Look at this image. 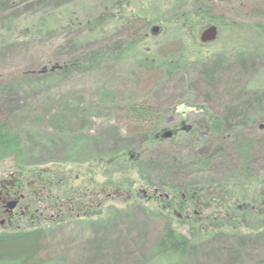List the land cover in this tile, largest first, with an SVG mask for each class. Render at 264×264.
Segmentation results:
<instances>
[{"label":"rangeland","instance_id":"1","mask_svg":"<svg viewBox=\"0 0 264 264\" xmlns=\"http://www.w3.org/2000/svg\"><path fill=\"white\" fill-rule=\"evenodd\" d=\"M4 1L0 0V18L12 14L21 17L23 14L15 11L21 8L20 4L35 2L12 0L15 6L5 10L1 6ZM75 2L71 10L78 12L80 19L87 13H101L100 6L104 4L103 0H47L46 4L58 12L64 9L71 13L66 7ZM119 4L120 10L110 5L104 12L112 16L113 23L120 13L136 14L145 19L146 27L135 20L130 27L115 28L105 40L99 37L87 46L89 41L74 46L72 40L78 35L81 42L80 37L87 39V35L97 33L91 26L84 27L81 33L72 28L52 38L0 43V122L11 129L19 141L17 150L0 160V175L28 171L42 176L45 186L50 182L46 187L53 195V215L61 205L67 208L68 204L80 203L84 207L93 200L100 202L96 211L92 205L91 213L85 217L75 214L59 219L53 217L51 222L39 225L45 234L42 260L50 264H133L134 261L142 264L166 221L175 233L187 238L198 226H209L211 233L204 237L208 240L196 243L186 264L256 263L264 258V228L252 234L242 226V220L238 225V211L228 213L221 208L222 199L216 186L225 185V191H229L236 205L247 196L246 183L260 181L264 190V144L259 140L264 134V123L247 121L252 107L248 106L246 93L232 100L233 108L219 106L215 102L218 91L205 99L208 89L199 83L198 77L209 73L216 56L258 44L260 39H251V34L260 21L258 17L264 16V0H120ZM201 12L209 18L204 20ZM142 25L145 37L139 47L145 57L160 62L169 59L166 55L175 53L182 55L187 63H196L190 70L194 80L192 88H186L178 78L164 84L159 71L137 70L135 60L129 58L90 73L39 84L40 72L50 66L53 70L56 65L53 60H57L58 65L73 62L89 50L122 41L132 27ZM209 26L217 28L216 40L202 45L199 37ZM153 27L159 30L151 36ZM251 60L245 59L242 67L235 68L242 75V84L264 66V58H258L255 64ZM27 74H35L37 78L29 81ZM260 78L263 77L255 75V82ZM232 89L235 93V83ZM224 90L225 87L222 92ZM191 96L195 97V103H190ZM131 104H146L152 110L163 111L161 129L177 131L183 123L194 133L189 135L192 136L190 143L197 148L214 141L218 144L214 134L216 124L215 128L209 127L210 116L216 114L223 122L217 124L223 128L219 135L222 140H219L224 141L226 150L228 146V157L204 170H195L194 160L188 159L183 140V134L187 133H176L170 139L177 136L172 146L166 143L169 140L159 142L163 143L161 146L141 143L140 136L147 126L144 122H132L128 117L126 109ZM238 146L246 161L241 173L240 154L233 148ZM170 149H175L176 155L175 152L169 154ZM127 152L135 156L134 161L129 160ZM167 156L179 162L181 169L172 171L160 164L161 170L147 172L144 178L158 185L192 182L204 188L199 197L187 196L190 200L193 198L191 208L185 210L190 221L183 219L182 212L179 217L165 210L162 216L165 221L151 215L152 210L163 209L162 198L147 201L141 194H151L155 188L142 182L135 171L136 165H153L167 160ZM181 163L188 165L183 168ZM236 170L239 174L232 175ZM256 189L257 185L253 190ZM95 193L98 199L94 198ZM159 194L171 195L174 202L180 204L185 192L160 189ZM198 201L199 209H195ZM193 210L197 216L193 215ZM225 220H229V225ZM0 264L9 263L1 260Z\"/></svg>","mask_w":264,"mask_h":264},{"label":"trees","instance_id":"2","mask_svg":"<svg viewBox=\"0 0 264 264\" xmlns=\"http://www.w3.org/2000/svg\"><path fill=\"white\" fill-rule=\"evenodd\" d=\"M104 4L101 7V13H91L85 14L84 17L79 18L78 12L71 10L76 2L73 3L70 7L71 13L68 11H60L54 9L50 4H46L47 0H35L34 3L23 2L20 9L15 11H20L23 15L21 17L15 16L14 14L9 15L5 18H0V43L14 41V40H24V39H34V38H52L55 37L58 33L66 29H77L80 33L83 31V28L86 26H91L97 29V33L94 35H87V39L80 37V41L77 36H73L72 44L81 45L89 41L87 45H91L98 40L106 39L109 34L115 32V28L122 30L124 28L130 27L132 21L140 20L144 23L146 27L145 19L142 17L133 14L125 16L120 13L117 18L116 23L112 22V16L104 14L105 11L109 9V6L115 7L117 10H120V0H103ZM1 6L6 10L13 8L12 0H5L1 3ZM7 7V8H6ZM209 8H207L208 10ZM102 14V15H101ZM205 20L209 18L205 13L201 12ZM259 23L254 27L255 33L251 34V39L259 38L258 44H249L244 49L238 51H232L225 55H218L215 58L216 63L209 73L205 74L203 78L198 77L200 84L207 88L208 91L204 93L205 99H210L217 92L219 95L218 98L215 97V102L219 103V106L229 105L230 108L234 107L232 103L234 99L241 98L243 94H247L248 106L252 107V111L249 114L247 121L251 124L254 122L264 123V66L260 67L257 70L255 75L260 77V80L255 82V75L242 84L240 78L242 75L238 71H235V68L242 67L245 59H252L253 64L256 63L258 58H264V16H259ZM262 25V27H261ZM128 26V27H127ZM144 27H132L131 33L126 34L124 39L120 42L113 43L112 45L108 44L100 48L92 49L87 52L86 55H80L75 60L66 62L65 64L58 65L57 60H53V71H50V67H45L40 72L39 78H41V83L44 84L51 79L56 81L61 80L66 76H76L78 74L90 73L92 70H98L99 67L105 66L114 61H121L126 59H134L136 62V68L144 69L146 71H159L163 76L162 83L169 82L175 78L180 79L186 88H192L194 80L191 79L192 75L190 70L195 66L196 63H187L184 60L182 55L178 56L177 54H169V59L167 61L163 60L160 62L155 61L150 56L145 57L142 52H140L139 43L145 37ZM113 31V32H112ZM262 40V41H261ZM256 43V39H255ZM74 45V46H75ZM181 52V50H180ZM164 55V54H163ZM161 55V56H163ZM258 67V66H257ZM237 73V74H236ZM29 81L36 79L35 74H27ZM195 77V76H194ZM235 83L237 89L235 93L233 92L232 85ZM36 84V85H39ZM222 84V85H221ZM34 87H36L34 85ZM223 87H225L224 92H222ZM183 89V85L181 84ZM222 92V95H221ZM249 92V93H248ZM184 98V96H181ZM190 103H195V97H189ZM199 101V100H198ZM200 103L204 105H209L208 102L200 100ZM146 104H131L126 109L128 117L131 118L132 122L146 124V132L140 136V142L146 143L147 145H158L161 146L163 143L151 142L150 139L157 133L158 129L163 127L162 116L164 115L163 111L152 110L148 108ZM157 108V106H156ZM262 120V121H261ZM211 128H215L216 132L215 140L217 143L213 144H204L203 146L197 148L194 144L190 143L192 139L193 132H188L183 134L185 140L186 152H188V159L192 158L194 160V169L195 170H204V168L213 165L216 162H220L223 158L228 157V146H223L222 138L219 136L222 134L221 126H217L218 123L222 124L220 117L216 114H213L209 118ZM208 127V128H209ZM177 136L172 140L166 141L167 144L174 145V141ZM221 139V140H219ZM264 144V134L262 138L259 139ZM18 137L12 132L5 124L0 122V160L5 159L8 155L13 153L18 148ZM157 146V147H158ZM238 155L240 154L238 147H233ZM171 150V149H170ZM176 155V150L173 149L169 152ZM126 156L129 160L134 161L135 156H132L130 152H127ZM239 161L242 166H240V173L244 170L243 163L246 161L242 159V154L239 155ZM186 163V162H185ZM163 165L164 168L175 171L177 168H180V163L173 161V157H168L167 160L163 162H156L153 165L151 164H141L138 163L135 167L137 175L140 177L142 182L150 187L155 189H167L170 191H184L185 195L188 194H201L204 188H200L192 184V182H187L186 184H153L150 183L151 179L144 178V174L147 172H158L161 170L160 166ZM183 164V168L188 164ZM165 165V166H164ZM162 167V166H161ZM239 171H233L232 175ZM252 180V179H251ZM246 185H248L246 189ZM245 189L247 191V196L242 200L238 201L237 205L232 201L229 191H225V185L218 184L217 191L221 195L222 207L225 212H236L238 211V225L240 220L243 222V227L246 230H249L248 233H255L264 228V190H261L262 184L260 181H250L246 183ZM257 185L256 190H253ZM253 186V188H252ZM196 187V188H195ZM249 194L252 195V198H249ZM168 195V194H167ZM171 197V195H168ZM199 197V196H198ZM219 201V200H218ZM174 202V199H172ZM193 203V202H192ZM219 203V202H217ZM177 204V203H176ZM219 209V208H217ZM172 212L176 214L177 211H174L173 208H164L158 209L156 211L152 210L151 215L162 218L161 220L165 221L166 218H163L164 211ZM209 218L208 220H210ZM198 220V219H197ZM229 225V220H225ZM235 224V223H234ZM211 231L209 226H198V228L193 229L189 235V238L175 233L169 226V222L165 221L164 226L162 227L161 234L158 238H155L151 248V253L148 258L142 261V264H186V260L189 257V254L195 248L196 243H201L205 240H208ZM260 234V233H259ZM44 231H35L29 233H19L11 235H1L0 236V263L1 260L7 261L9 264H50L42 260L41 255L43 253L42 243L44 241ZM133 264H140L135 262ZM254 264H264V258L256 261Z\"/></svg>","mask_w":264,"mask_h":264},{"label":"flooded vegetation","instance_id":"3","mask_svg":"<svg viewBox=\"0 0 264 264\" xmlns=\"http://www.w3.org/2000/svg\"><path fill=\"white\" fill-rule=\"evenodd\" d=\"M46 186H50V182H46ZM45 180L42 176H38V173L15 171L7 174L1 173L0 175V236L11 235L19 233H29L41 230L38 226L42 223L51 222L53 217L56 219L63 218L66 215L85 217L91 213V207L93 205V211L100 205V202L96 203L95 200L90 203L87 202L85 206L79 204L61 205L55 214H51L53 211V195L50 189L44 185ZM94 192V191H93ZM95 193L94 198L96 197ZM147 198V201H155L157 198H162L164 208H173L177 211L176 214L181 217L183 213V219L190 221V216L185 214L186 207L191 208L193 198L182 196V202L176 204L172 202V198L167 194L160 195L157 189H153L151 194L148 192L141 193ZM195 195V194H193ZM200 203L194 206L195 209H199ZM83 207V208H82ZM193 215L197 216L196 210H193ZM31 228V229H28ZM14 231V232H12ZM42 231V230H41Z\"/></svg>","mask_w":264,"mask_h":264},{"label":"water","instance_id":"4","mask_svg":"<svg viewBox=\"0 0 264 264\" xmlns=\"http://www.w3.org/2000/svg\"><path fill=\"white\" fill-rule=\"evenodd\" d=\"M158 28L157 27H153L151 29V35L154 36L155 33L158 32ZM217 37V29L214 26H209L205 31H203L199 37V42L202 45L205 44H210L213 43L215 41ZM54 70V68H52ZM52 71V70H51ZM260 129H262V127L260 126ZM190 130L189 127L185 126L183 123H181L180 129L178 130L179 132H188ZM177 133V131H170V130H161L160 132H158L157 134H155L152 138V140L157 141H166L171 139L175 134Z\"/></svg>","mask_w":264,"mask_h":264}]
</instances>
